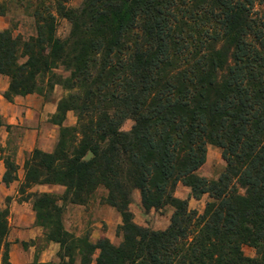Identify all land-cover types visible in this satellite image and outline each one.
<instances>
[{
  "label": "trees",
  "instance_id": "16d2710c",
  "mask_svg": "<svg viewBox=\"0 0 264 264\" xmlns=\"http://www.w3.org/2000/svg\"><path fill=\"white\" fill-rule=\"evenodd\" d=\"M52 1H36L34 36L0 32V75L10 103L67 92L50 120L58 144L33 151L23 184L66 189L30 196L59 264H93L96 253V264H264V0ZM58 19L71 26L66 39ZM208 146L226 163L214 181L198 175ZM5 165L8 186L18 178ZM179 185L212 199L203 214L175 196ZM100 189L123 220L118 246L63 224L65 206H86ZM135 191L146 213L173 209L167 230L134 223ZM8 217L0 210V264H10Z\"/></svg>",
  "mask_w": 264,
  "mask_h": 264
},
{
  "label": "rangeland",
  "instance_id": "374dc122",
  "mask_svg": "<svg viewBox=\"0 0 264 264\" xmlns=\"http://www.w3.org/2000/svg\"><path fill=\"white\" fill-rule=\"evenodd\" d=\"M37 0H3L0 4L4 7L2 10L0 9V32L6 31L8 29L12 30L14 36H20L23 39H28L31 36L35 35V20L33 19V11L35 8ZM47 6H49L53 1L46 0ZM83 0H73L69 6L73 8H77L82 4ZM71 26L70 24L63 19H58V30L57 36L61 39H66L70 34ZM61 73V71H60ZM64 76H68V74H64ZM9 88V79L5 76L0 75V101L6 102L4 99V94L7 92ZM67 94L62 88L57 87L55 89V93L51 98L50 102H45L44 99L38 95H30L28 101V107L31 109V112H23V114H15L17 120L19 121L22 118L27 117V121L25 124V128L34 129L37 126L40 127V121L38 118V100L44 101L51 105L56 106L57 103ZM26 98V97H25ZM16 99V98H15ZM14 99V100H15ZM8 102V101H7ZM14 102V101H13ZM1 112V108H0ZM5 114H9L11 116V109H4ZM2 115V114H1ZM52 117V116H51ZM51 117L43 124L48 127H54L55 125L50 123ZM3 118V117H2ZM4 127L0 130V141H4V144L0 143V158L4 160V175L2 179H0V187L3 182V178L7 172L5 162L10 161L15 165V171L12 173L13 178H18V181L11 183L10 185H14L13 191L16 193V201L17 205L23 206L22 214L19 217L28 218L30 214H33L36 217V214L33 210V199L30 198L31 195L34 194H43L40 192H33V188L26 189L23 187L25 181V171L24 165L25 162L30 158V155L34 150L38 149L44 153H52L59 141L60 128L58 126L57 139L55 143L53 142L52 136L49 135V138L44 139L42 142L44 145L43 149L39 145H37L30 153H26L25 156L20 155L18 151L19 148V137L22 129L20 125L14 123V125H6L3 119ZM77 124V118L74 113H69L67 116V121L65 123L66 127H74ZM134 123L132 121H127L124 123L122 130L130 131L133 127ZM7 133H10L12 136L9 137L8 141H5V136ZM54 144H53V143ZM53 145V147H52ZM51 146V151H48ZM88 157V156H87ZM86 157V159H87ZM23 161V168L17 165V161ZM226 168V163L222 158L221 150L214 147L208 146L207 148V158L206 163L199 170L198 175L206 178L207 180L214 181L219 179L221 174L224 172ZM23 174V181L20 179V176ZM1 178V177H0ZM6 185V184H5ZM8 185V186H10ZM7 186V185H6ZM59 191H54L49 194L56 195L57 197H62L65 193V188L58 186ZM23 190V194H22ZM1 195V193H0ZM107 192L103 189H100L95 196L92 198L90 203L86 206H78V205H67L63 211V224L65 229L72 235L77 238H89L90 241L96 244L99 240L106 238L112 244L118 246L122 237L119 235V227L122 226L123 220L121 215L114 210L113 208L106 206L102 203V199L106 197ZM175 196L178 199L186 200L189 203L190 210L196 211L199 214H203L206 205L212 202V199L205 195L201 199L196 200L191 195V190L187 187L179 185ZM26 202L28 205H22V203ZM61 204V203H60ZM12 206L11 199H4L0 201V210L8 211L9 207ZM130 212L133 215L134 223L142 228H149L154 231H165L169 228L171 224V218L173 216V209L167 207L160 211L152 210L150 213H146L142 208L141 196L138 191H135L133 194V203L130 206ZM11 216L9 214L8 220L10 223ZM41 232L43 235L36 239L35 241H30L28 243L19 244L20 248L28 249L29 247H35L33 249V258L34 264H38V259L41 253L47 248L48 244L46 238V231L41 228ZM8 242V241H7ZM60 248V247H59ZM244 254L249 258L256 257V251L249 246L243 247ZM99 253H96L94 257L95 260L98 257ZM58 255V254H57ZM53 255L49 256L45 263L39 264H59L58 256ZM79 264V263H78Z\"/></svg>",
  "mask_w": 264,
  "mask_h": 264
},
{
  "label": "crops",
  "instance_id": "0c3cea01",
  "mask_svg": "<svg viewBox=\"0 0 264 264\" xmlns=\"http://www.w3.org/2000/svg\"><path fill=\"white\" fill-rule=\"evenodd\" d=\"M32 97V96H29ZM29 97H17L14 102H3L0 101V108L2 117L6 123V125H20L22 129L20 137H19V148L18 151L20 155L25 156L26 153H30L37 145L44 148L42 145L44 139L49 138V135L52 136L53 142L57 139L58 127H48L43 123L49 119V117L53 116L56 113V106L45 103L44 101L38 100V118L40 121V127L37 126L34 129L25 128L26 118H22L19 121L17 120V114H23V112H31V109L28 107ZM11 109V116L9 114L4 113V109ZM16 114V115H15ZM12 135L7 133L5 136V141L9 140V137ZM52 142V143H53ZM0 143L4 144V141H0ZM53 143V144H54ZM6 145L4 144L3 147ZM53 147V145H52ZM48 151H51V146ZM1 155V154H0ZM17 165L23 168V161L18 160ZM4 175V160L0 158V179H2ZM20 179L23 181V174L20 176ZM14 185L6 186L2 184L0 187V201L11 199L12 206L9 207V214L12 219H10L9 223V235L7 238L8 243H10V253H9V261L10 264H34L33 258V249L35 247H29L28 249H23L19 247V244L28 243L30 241H35L39 237L43 235L41 232V227L36 225V217L33 214H30L28 218L19 217L22 214L23 206L17 205L16 201V193L13 191ZM58 186H36L33 188V192L40 193H51L54 191H59ZM22 205H28L26 202L22 203ZM59 252V245L55 243L48 244L47 248L41 253L38 264L45 263L49 256L54 255V257Z\"/></svg>",
  "mask_w": 264,
  "mask_h": 264
},
{
  "label": "water",
  "instance_id": "95a60500",
  "mask_svg": "<svg viewBox=\"0 0 264 264\" xmlns=\"http://www.w3.org/2000/svg\"><path fill=\"white\" fill-rule=\"evenodd\" d=\"M93 157V154L92 153H89L88 157L86 160H90L91 158Z\"/></svg>",
  "mask_w": 264,
  "mask_h": 264
}]
</instances>
